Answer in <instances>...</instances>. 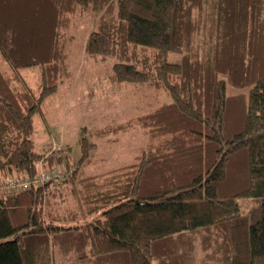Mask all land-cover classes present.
Listing matches in <instances>:
<instances>
[{"label":"trees","instance_id":"obj_1","mask_svg":"<svg viewBox=\"0 0 264 264\" xmlns=\"http://www.w3.org/2000/svg\"><path fill=\"white\" fill-rule=\"evenodd\" d=\"M84 12L97 18L88 60L110 61L113 85L169 101L133 119L146 141L122 167L87 171L94 144L83 136L63 192L0 193V264H24L26 244L37 256L39 236L64 256L88 247L95 264H264V0H0V56L37 78L22 88L0 70V174L37 173L33 117L72 77L58 39ZM238 198L257 207L244 215ZM61 204L72 225L53 215Z\"/></svg>","mask_w":264,"mask_h":264},{"label":"rangeland","instance_id":"obj_2","mask_svg":"<svg viewBox=\"0 0 264 264\" xmlns=\"http://www.w3.org/2000/svg\"><path fill=\"white\" fill-rule=\"evenodd\" d=\"M68 18L69 26L62 29L58 43L68 57L67 63L72 77L64 81L55 95L47 97L41 105V111L34 115L33 149L37 154H43L40 162L45 157H61L59 163L56 160L48 162L46 165L40 163L41 169L66 170L69 176L73 172L75 161L81 156L80 138L85 136L90 143L94 144L90 149L91 162L94 163L89 165L86 170L96 174L109 173L131 162L145 145V133L141 127L133 123V119L153 107L168 102L169 98L163 92L155 91L153 94L149 87L145 86L113 85L107 74L111 62L95 64L94 61L88 60L89 57L84 52L86 40L96 24L97 18H93L87 12L73 13L68 15ZM200 40L199 36L194 38L193 51H196L197 56L202 58L203 45ZM175 58L177 57L171 56L170 59L175 60ZM0 70L5 73L10 72L9 74L14 77V83L22 88L35 89L37 86L36 71L25 69L17 73L8 66L1 56ZM239 91V89L227 86L228 94ZM141 110L142 112H140ZM117 126L119 128L113 130ZM95 130L97 133L94 135ZM6 177H9V174H0L1 181ZM69 183V181L60 182L48 188L45 195H49L51 191L57 189H61L63 192L62 188L70 186ZM5 193L10 192L4 191L2 194ZM236 202L239 211L244 215L257 207V202L250 198H238ZM69 208V205L61 204L52 211L58 221L64 222L61 224L72 225L68 220L74 217V213L73 209ZM54 247L51 238L39 236L37 248H35L38 250L37 256H32L29 259L27 244L20 246L23 263L95 264L89 258L84 257L88 247H83V250L74 248L70 256H64L66 252L60 253L61 250L54 249ZM52 249L55 250V256L47 253ZM153 264L157 263L153 262Z\"/></svg>","mask_w":264,"mask_h":264},{"label":"built area","instance_id":"obj_3","mask_svg":"<svg viewBox=\"0 0 264 264\" xmlns=\"http://www.w3.org/2000/svg\"><path fill=\"white\" fill-rule=\"evenodd\" d=\"M40 163L38 164L39 170L33 177L20 178L17 175H12L6 177L3 181L0 180V193H3L4 191L10 193L21 192L30 189L33 184H48L50 187H53L58 184L65 175H67L66 170H43L41 169Z\"/></svg>","mask_w":264,"mask_h":264},{"label":"crops","instance_id":"obj_4","mask_svg":"<svg viewBox=\"0 0 264 264\" xmlns=\"http://www.w3.org/2000/svg\"><path fill=\"white\" fill-rule=\"evenodd\" d=\"M38 166V165H37Z\"/></svg>","mask_w":264,"mask_h":264}]
</instances>
